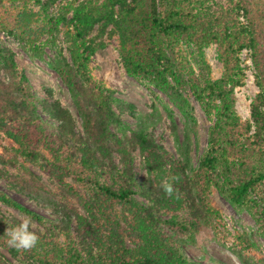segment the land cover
Returning <instances> with one entry per match:
<instances>
[{"label":"trees","instance_id":"trees-1","mask_svg":"<svg viewBox=\"0 0 264 264\" xmlns=\"http://www.w3.org/2000/svg\"><path fill=\"white\" fill-rule=\"evenodd\" d=\"M0 0V31L18 39L24 46L39 54L36 44L41 32L53 34L61 23H71L72 32L66 33L67 47L71 62L60 51L50 61V67L59 75L70 91L71 99L81 120L83 136L74 132V121L69 111L58 102L41 101L42 109L54 121L45 119L37 111L33 94L25 81L17 80V66L12 51L0 44V67L6 79H0V131L10 138L15 147L5 149L0 154V163L8 164L19 171H28L27 163L47 171L60 183L64 175L75 181L89 185L99 196L107 200L126 203L130 207L132 221L129 224L136 241L132 249L124 244L118 223L104 220L87 208L89 219L61 201L53 217H46L0 191V201L11 205L37 220L43 230H36L40 240L31 250H17L11 253L22 264H209L190 258L178 246L169 244L156 216L158 208L173 209L174 214L165 220L166 224L184 235H191L197 229L199 220L211 210L207 203V192L213 182L221 194L237 209L246 208L260 223L258 233L264 236V197L260 195L264 182V1L237 0L245 22L239 23L233 11L213 8L211 0H72L63 6L62 12L49 16L45 25L33 28L42 11L54 0L40 4L39 13L26 6L12 10L3 9ZM26 5L31 0H20ZM75 2V3H74ZM114 7H118V17L114 18ZM71 10V18L66 14ZM112 24L119 34L121 54L125 71L134 77L146 79L164 92L185 118V130L181 142L183 162L172 166L173 175H168L163 150L154 138L146 132L142 118L137 129L129 138L113 134L111 124H120L118 114L127 104L115 97L102 84L96 83L87 69V62L101 43L90 37L95 24ZM180 43L193 44L197 50L210 43H216L222 64V75L215 79H205L200 85L189 74V86L206 115L220 103L216 120L208 130L207 147L198 159L197 191H192L190 182L175 185L180 198L167 197L160 188L164 178L185 175L192 170L189 149L190 132L195 131L191 107L179 89L167 80V76L179 83L181 69L175 58ZM249 47L260 87L251 104V121L255 133L249 147H235L233 140L243 129L248 130L250 122H241L234 111L232 89L239 73L237 53ZM186 65L181 63L182 67ZM173 121L171 110L167 109ZM141 118V117H140ZM51 155L48 160L39 147ZM137 146L142 153L152 181L141 194L148 203L134 199V174L131 148ZM256 146L258 149H253ZM237 151H234V149ZM120 155L121 169L112 171L111 153ZM230 157V158H229ZM107 159V160H106ZM111 163V165L109 164ZM174 165V163H172ZM178 168V171H177ZM7 174L6 172H3ZM214 174L222 177L218 183ZM13 182L27 193L36 192L37 183L11 175ZM154 184V185H153ZM252 193L256 196L253 197ZM157 208V209H155ZM175 208V209H176ZM174 209V210H175ZM76 221L75 234L81 249L74 245L70 226ZM4 227L19 224L15 219H2ZM107 230L108 234L101 232ZM32 231V230H31ZM0 232H3L0 229ZM65 236V246L59 243ZM93 247L98 248L94 253ZM82 252L85 256H83ZM243 264H257L243 259ZM7 264V263H5Z\"/></svg>","mask_w":264,"mask_h":264},{"label":"rangeland","instance_id":"rangeland-1","mask_svg":"<svg viewBox=\"0 0 264 264\" xmlns=\"http://www.w3.org/2000/svg\"><path fill=\"white\" fill-rule=\"evenodd\" d=\"M42 1L48 2L50 0ZM71 1L54 0L47 7L46 12L42 11L41 5L33 0L27 2L26 5L20 0H4L2 8L12 10V7L21 8L26 6L27 9L39 13L42 11L39 19L32 24L33 28L39 27L41 29L47 21L45 14L56 17L62 12L63 6ZM79 1L88 0H77L76 3ZM256 1L261 2L264 0ZM101 2L102 0H98L99 4ZM236 2L237 0H211L209 4L213 8L222 7L233 11L237 21L243 23L245 22L243 11ZM114 11V18L116 19L118 17V7H114ZM71 15L70 10L66 14L67 20L71 18ZM68 32H72V25L66 22L59 24L52 35L48 31L41 32L38 42H36V44H39L40 55L35 54L16 37L4 31H0V44L5 45L12 51L17 66V80L25 81L29 86V90L33 94L32 97H34V101L36 100L35 105L39 114L45 119L50 118L42 109V100L48 103L58 102L61 108L69 111L74 121L75 135L83 136L81 120L72 102L70 91L49 65L53 57L60 51L71 62L66 42V33ZM90 37H96L95 41L102 44V46H97L87 62V69L91 78L127 104V107L121 112L113 107L118 114L120 124H111V131L121 139L129 138L132 132L137 129L140 119L143 118L146 123L147 134L154 138L163 150L162 155L166 161L168 175H173L172 166H177L178 163L183 162L181 142L184 137L185 118L164 92L150 84L146 79L131 76L125 71L119 52V34L112 24L107 26H103L101 22L95 24ZM176 51L175 58L178 69H181V77L179 83L174 82L169 76H167V80L179 89L191 107L195 131L190 132L189 156L192 170H185V175H181V180L173 183H178L177 185L180 186L177 188H181L184 184L190 182L191 185L193 184L192 191L195 192L199 187L198 181H202L196 171L198 159L206 150L208 130L216 120V112L220 107V103L216 101L215 108L211 110L210 115H206L189 86L188 72H191L199 84L203 85L205 79L215 80L219 78L223 69L216 43L205 45L200 50H197L193 44L188 46L180 43ZM181 63L185 64L187 69L184 66L180 68ZM237 64L239 73L236 74L232 89L234 111L239 121L250 122L251 126L248 130L244 128L241 134L236 135L233 140L236 148L249 147L253 142L255 129L251 121V104L260 91L249 47H243L237 53ZM0 79H6L1 67ZM167 109L171 110L173 121L169 118ZM50 120L54 121L53 118H50ZM11 147H15L14 142L0 131V154ZM251 147L258 149L256 146ZM236 148L234 151H237ZM39 151L48 160H51V155L45 148L40 146ZM260 151L264 153V147ZM131 157L133 159L134 174L133 197L141 203H148L141 191L147 187L149 180L152 181V175L148 173L142 153L137 146L131 148ZM110 160L113 162L112 165L109 163L112 171L115 170V166L117 169H121L120 155L117 152L113 151L111 153ZM26 165L29 168L28 171H19L8 164L0 163V191L46 217L54 216L53 213L59 208L61 201L75 209L79 215L88 219L90 211L87 208H90L98 215L100 223L105 224L104 220H115L118 223L125 246L130 249L134 247L136 239L131 234L129 235L132 214L128 204L107 200L103 195L98 196L89 185L75 181L69 175H64V182L60 183L38 166L30 163ZM2 171L7 174L2 173ZM11 175L34 180L37 183L36 192L27 193L23 191L21 187L13 182L10 178ZM214 179L218 183L223 182L222 177H218L216 174H214ZM262 184L260 195L264 197V182ZM252 196L255 197L256 194L252 193ZM207 199L208 206L211 208L210 211L215 210L216 212H210L204 219L199 220L197 229L191 235H184L165 222L176 212V207L184 208L185 205L175 206L173 209L155 208L157 209L156 216L161 221V229L169 244L178 246L186 255L198 260L200 263L243 264L242 260L248 259L257 264H264V236L257 232L260 225L256 219L257 216L253 217L252 212L246 208L237 209L231 205L213 182L210 183L208 188ZM262 204L264 205V203ZM0 217L2 219H15L20 223L21 218L30 216L0 201ZM31 219L33 224L30 230H43L42 225L37 220ZM76 225L77 222L72 221L70 226L71 238L74 245L81 249L79 238L74 230ZM0 229L3 230V232H0V264H22L11 253L10 246L7 243L8 237L4 235L6 227L1 222ZM101 233L108 234V231L105 230ZM59 243L63 246L67 243L64 235L60 236ZM93 251L97 253L98 248L93 247ZM82 254L85 256L83 252Z\"/></svg>","mask_w":264,"mask_h":264},{"label":"clouds","instance_id":"clouds-1","mask_svg":"<svg viewBox=\"0 0 264 264\" xmlns=\"http://www.w3.org/2000/svg\"><path fill=\"white\" fill-rule=\"evenodd\" d=\"M179 179L180 177L177 175L171 177V181L169 178L161 180L160 188L167 197L171 198L175 195V198H180L179 190L174 189L173 187V182L178 181ZM32 224L33 221L31 217H23L21 218L19 224L14 226L9 225L4 232V235L8 237V245L16 248L17 250H31L34 248L38 244L40 237L36 232L30 230Z\"/></svg>","mask_w":264,"mask_h":264}]
</instances>
